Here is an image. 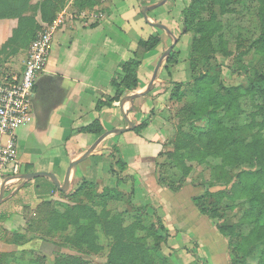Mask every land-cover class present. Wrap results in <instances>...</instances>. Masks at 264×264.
Instances as JSON below:
<instances>
[{"label": "trees", "instance_id": "1", "mask_svg": "<svg viewBox=\"0 0 264 264\" xmlns=\"http://www.w3.org/2000/svg\"><path fill=\"white\" fill-rule=\"evenodd\" d=\"M32 1L0 0V19L17 21L11 35L0 45V54L8 49L15 54L23 49L44 25L54 22L70 0H41L36 5ZM97 2L71 0L74 16ZM182 16L184 31L194 33L189 53L192 60L198 58L207 65L216 53L227 52L229 40L237 42L244 28L251 35L249 46L264 55V0H190ZM160 41L159 36L149 35L139 43L140 52H134L133 58L123 62L110 80L113 96L99 98L96 110L119 102L139 88L142 58ZM165 62L164 69L170 75L167 65L177 62L176 53L171 51ZM189 86L188 90L182 89L181 84L172 89L169 103L190 96L179 115L183 123L194 122L188 129L179 127L171 148L158 154L162 160L155 163L156 182L172 193L178 192L195 164L209 166L217 180H236L228 198L230 207L243 208V215L237 223L215 224L216 230L230 250L228 264H264V71L248 75L243 88L220 87L207 73L194 76ZM147 123H136L132 131L139 134ZM79 131L99 136L104 127L96 119ZM115 164L121 172L127 168L121 157ZM127 178L133 180L132 175L122 179ZM46 181L43 193L47 196L57 189ZM95 186L83 180L73 191L60 192L67 201H42L36 216L27 222V232H14L7 239L48 240L49 236L61 233L63 242L75 248L77 254L59 255L54 264H98L86 261L83 253H105L103 264H168L157 256L166 242L168 229L157 215L155 224L144 222L152 207L150 203L133 204L132 192L122 191L118 184L101 191H96ZM206 195L204 192L192 197V203L208 219H220V211L206 205ZM119 202L131 210L118 209ZM1 237L6 238V232ZM236 239L239 241L235 242ZM0 264H46V257L27 250L1 253Z\"/></svg>", "mask_w": 264, "mask_h": 264}, {"label": "crops", "instance_id": "2", "mask_svg": "<svg viewBox=\"0 0 264 264\" xmlns=\"http://www.w3.org/2000/svg\"><path fill=\"white\" fill-rule=\"evenodd\" d=\"M100 1L101 11L96 13L95 6L75 17H72L73 7L69 3L60 13V20L54 22L56 27L51 35L48 58L44 70L35 80L31 112L17 131L16 156L20 173L51 172L62 183L69 162L78 158L97 137L80 132L81 127L96 119L100 120L104 131L127 126L119 102L104 105L100 110H96V103L99 98L113 96L112 76L123 62L133 58L134 52H140L141 41L161 29L150 25L142 12L144 6L159 0ZM189 2L166 0L147 10V18L173 30V24L183 21L182 11ZM93 13L100 14V18L96 19V14L92 17ZM16 24V19H0V45L7 39H2L1 35L10 36ZM159 44L142 58L138 68L140 86L133 92L141 91L139 89L145 85L141 69L148 64ZM157 87L155 82L152 90L135 98L128 113L134 124L152 113L147 126L139 134L125 132L117 139L115 134L107 136L93 153L72 168L67 191L75 189L83 180L102 188L115 187L117 178L104 153L116 145L127 165L124 172L132 174L139 187L136 190L134 187L133 198L137 191H147L151 200L161 206V219L168 233L178 231L185 237L187 233L193 234L191 238H184L182 245H186L189 239L194 240L199 244L200 257H204L208 264H228V260L220 256L226 250L223 248L225 239L217 233L216 226L210 224L212 220L203 215L204 218L195 206L198 212L192 207L193 194H189L185 201L181 199L185 189L193 186L186 182L180 191L172 193L156 182L158 154L171 148L166 145L170 132L165 129L170 94L165 89L155 92ZM102 144L105 146L99 150ZM43 179L48 178L22 179L5 189L0 204V254L27 250L46 257L49 240L7 239L14 232H27V222L36 216L37 206L42 201L61 200L55 193L57 191L47 196L43 193L46 188ZM5 232L6 238H2ZM220 243L222 245L218 246Z\"/></svg>", "mask_w": 264, "mask_h": 264}, {"label": "rangeland", "instance_id": "3", "mask_svg": "<svg viewBox=\"0 0 264 264\" xmlns=\"http://www.w3.org/2000/svg\"><path fill=\"white\" fill-rule=\"evenodd\" d=\"M40 1L41 0H33L32 3L33 5H36ZM69 3H71V0L68 1L67 5ZM100 3L101 1L98 0V2L95 4L97 8L96 13L102 10V7L99 6ZM63 10L57 13L54 22L56 20H60V13ZM73 12H74V7H73ZM80 13L75 16H79ZM95 14L93 13L91 14V16L93 17ZM73 16L74 13H72V17ZM94 17L96 19L97 18L99 19L100 14L98 15L96 14ZM54 22L52 24H54ZM172 27L173 30L168 29L169 31H166L162 28H161L162 30L156 29L155 34L159 37L162 36L160 37L161 42L159 44V47L155 49V51L152 53L148 64H146L145 68L141 69L140 75L143 77V82L145 81L144 83L145 85L139 90L144 89L148 85L154 67L156 66L158 60L163 55L164 51L172 45L173 38H177V42L172 49V51L176 53L177 62L174 65H170V64L167 65V68L169 70L168 72H170L169 73L170 75H166V71L164 69V66L166 65L165 62L166 59L163 60L160 69L158 71V74L156 76L155 82H157L159 87H157L155 92H158L159 90L162 91L163 89H165L170 94V91L179 84L182 85V89L185 88V90H188L190 88L189 84L192 82L193 77L197 76L199 73L209 74V76L213 78L216 84H218L220 87L243 88L247 85L248 75H250L253 71H264V55L258 53L256 47L249 46V38L251 35L246 28H244L243 31L241 32L242 35L240 39L237 40V42L233 41V39L229 40L227 46V52L216 53L214 56H212V58L209 60V63L206 65V64H202V62L198 58H195L193 60L190 58L189 53L191 50V42H192V38L194 37V33L184 31V26L182 22L173 24ZM44 28H46V25L42 27V30ZM5 35L6 34H2L1 38L3 37L2 39L4 38L6 39L9 37V36L5 37ZM34 38L35 37L31 38L26 43L25 47L19 50V52L15 54L11 53V49H8L4 53L0 54V67L14 72H19L20 70H22L23 60L28 55L31 43ZM194 66L196 67L194 68ZM189 100H190V96L185 95L179 101L173 100L170 103L168 102L166 108L167 112L165 113V116L168 115V117H166L167 119L165 122V129L170 132L166 144L169 145L170 147H171L170 143L173 142V139L179 127L188 129L190 124L194 122V120H186L184 123L183 121L182 122L180 121L182 115L180 116L179 112H181L182 109L188 104ZM151 115L152 113H149L148 117H146L143 121H149ZM198 123L199 122L195 121V124ZM131 131L132 130H128L126 132H131ZM123 133L115 134L114 137L117 139V137ZM104 146L105 144H102L99 147V150H101ZM104 154L105 157L110 162L111 170L112 167H114L115 172L112 173H114L117 178V184L119 185V188L126 193L132 192L131 202L133 204H144L146 202L150 203L153 210L152 209L149 210L148 215L144 217V222L146 225L155 224V215L162 218L161 206L158 205V203H156L154 200H151V196L145 190L141 192L137 191L135 198H133L134 187L135 190L136 188L139 187L136 184V181H134V179L132 182L128 178H127L128 180L122 179L123 177H129L132 174H129L124 171L121 172L119 170V167L115 164L117 158L121 157L123 160V157L116 145L114 146L112 145L109 149H107V151ZM158 160L161 161L162 158L159 157ZM118 176L120 177V179H118ZM46 180L48 179H43L42 184H46L47 183ZM120 180L122 181L118 183V181ZM186 182L187 184H191L193 188L185 189V191L180 195L183 201H185L188 198L189 194H193L194 197L201 193L207 192L206 199L204 200L206 202V205L210 208L215 207L220 211L221 218L218 220L210 221V224L223 225L227 223H237L241 218V216L243 215V208L230 207L232 203L231 200L228 198V192L229 190H233L235 188L236 180L234 179L226 180V181L217 180L214 177L213 169H211L209 166L195 164L191 173L186 178ZM101 189H102L101 186L99 185L95 186L96 191H101ZM73 190H74L73 188L69 189L70 192ZM55 193H57V195L61 197L60 192L58 190ZM61 200L67 201L68 198H61ZM192 207L195 209L193 204ZM117 208L121 210L130 209L129 206H127L123 202H119L117 204ZM196 212L198 211L196 210ZM170 232L171 233H169L168 236H166V242L161 245V249L157 255L158 259H164L165 261L168 262V264H208L207 261H205L204 257H200V250H198L199 244H197L196 241L189 239L188 242H186V245H182L185 242L184 238L186 239L191 238L193 234L187 233V236L185 237L183 234H181L178 231L172 230ZM161 234L164 235V233ZM200 234L198 235L200 236ZM62 237L63 236L61 233H55L54 235H51L47 238L49 240L48 241L49 246L47 250H45L46 264H54L55 258L59 255L77 254V250L73 248L71 245L64 243ZM237 241L239 240L236 239L235 242ZM221 245L222 244L220 243L218 246ZM223 248L226 249L225 253L220 256L221 257L223 256L224 259L228 260L229 263V260L231 259V254L229 248L227 247L226 241L223 245ZM82 256L86 261L92 263L103 264L106 262L105 253H99V254L83 253ZM212 261L214 262V259Z\"/></svg>", "mask_w": 264, "mask_h": 264}, {"label": "built area", "instance_id": "4", "mask_svg": "<svg viewBox=\"0 0 264 264\" xmlns=\"http://www.w3.org/2000/svg\"><path fill=\"white\" fill-rule=\"evenodd\" d=\"M55 27L56 24L46 25L37 33L22 70L0 67V185L21 171L16 156L17 131L31 112L35 80L44 70Z\"/></svg>", "mask_w": 264, "mask_h": 264}, {"label": "water", "instance_id": "5", "mask_svg": "<svg viewBox=\"0 0 264 264\" xmlns=\"http://www.w3.org/2000/svg\"><path fill=\"white\" fill-rule=\"evenodd\" d=\"M166 0H159L158 2L152 4V5H147L144 6L142 8V12L143 15L146 19V21L155 27H159L162 28L166 31H169L168 28L166 26H164L163 24L159 23V22H152L150 20H148L147 15H146V11L156 8L160 5H162ZM185 30V27H184ZM177 42V38H173V43L172 45L166 49L163 53V55L161 56V58L158 60L156 66L154 67L151 79L148 83V85L141 91L139 92H132L129 94L124 95L119 103L121 105V108L123 110V116L127 122V126L124 128H112L109 130H105L104 132H102L99 136L96 137V139L92 142V144L78 157L73 159L71 162H69L68 167L66 168L65 171V176L63 179V182L60 183L57 179V177L51 173V172H27V173H19L16 175H13L12 177H10V181L9 182H3L0 185V204L2 203V201L4 200V191L5 189L9 188V186L17 184L20 180L24 179V180H31V179H35L38 177H46L48 178L57 188L60 192H66L68 189V184H69V175L70 172L72 170V168L80 163L81 161L85 160L91 153H93L95 151V149L97 148V146L109 135L111 134H120L123 132H126L128 130H132L135 126V124L130 120V118L128 117V113L130 112V110L133 107V103H134V99L144 95L145 93L149 92L150 90L153 89L154 87V83L156 81V76L158 74V71L160 69V66L163 62L164 59H166L169 55V53L172 51L173 47L175 46ZM126 106V108L124 109V106Z\"/></svg>", "mask_w": 264, "mask_h": 264}]
</instances>
